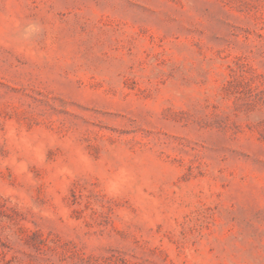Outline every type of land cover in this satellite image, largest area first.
Masks as SVG:
<instances>
[{"label":"rangeland","instance_id":"rangeland-1","mask_svg":"<svg viewBox=\"0 0 264 264\" xmlns=\"http://www.w3.org/2000/svg\"><path fill=\"white\" fill-rule=\"evenodd\" d=\"M0 264H264V0H0Z\"/></svg>","mask_w":264,"mask_h":264}]
</instances>
